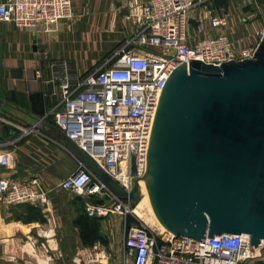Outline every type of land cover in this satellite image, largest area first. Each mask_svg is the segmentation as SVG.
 Segmentation results:
<instances>
[{
    "label": "built area",
    "instance_id": "1",
    "mask_svg": "<svg viewBox=\"0 0 264 264\" xmlns=\"http://www.w3.org/2000/svg\"><path fill=\"white\" fill-rule=\"evenodd\" d=\"M246 2L254 4L253 0ZM198 4V0H149L142 8L136 34L107 66L76 81L71 79L66 62L53 64L57 70L53 79L60 82L62 93V103L51 112L57 129L128 193L133 190L135 177L142 178L147 172L157 108L173 72L184 64L189 69L190 60L216 67L254 60L264 38L263 23L256 46L235 47L225 32L229 25V14L225 13L210 19L220 33L191 44L189 13ZM73 17V0L0 2V21L18 29H42L52 34ZM133 157L135 177L131 173ZM9 165L8 154L0 149V172ZM59 189L87 199L85 211L89 217L119 215L127 221L134 215L132 203L119 198L82 160L76 172L60 182ZM49 194L38 180L15 182L0 177V201L7 206H48ZM91 200L106 201L99 205ZM125 229L124 264L264 261V243L252 247L247 235L206 236L201 243L174 234L158 235L145 223L125 224Z\"/></svg>",
    "mask_w": 264,
    "mask_h": 264
},
{
    "label": "crops",
    "instance_id": "2",
    "mask_svg": "<svg viewBox=\"0 0 264 264\" xmlns=\"http://www.w3.org/2000/svg\"><path fill=\"white\" fill-rule=\"evenodd\" d=\"M148 1L73 0V19L52 34L0 21V99L4 102L0 107V149L10 159L0 177L15 182L38 180L50 192L48 206L10 207L0 201V264L90 261L92 247L83 245L74 225L78 198L59 189L60 182L76 172L81 158L57 132L51 115L62 103L53 64L66 62L74 81L107 66L138 31L142 8ZM198 1L189 13L191 44L220 33L210 19L225 13L229 14L225 32L235 47L258 44L257 33L264 18L256 9L262 0H253V5L246 0ZM91 51L96 52L94 59L84 54ZM125 221L119 215L101 221V233L109 241L103 246L112 252L113 264H124Z\"/></svg>",
    "mask_w": 264,
    "mask_h": 264
},
{
    "label": "water",
    "instance_id": "3",
    "mask_svg": "<svg viewBox=\"0 0 264 264\" xmlns=\"http://www.w3.org/2000/svg\"><path fill=\"white\" fill-rule=\"evenodd\" d=\"M57 132L119 198L137 204L148 180L164 230L201 243L222 234L247 235L255 248L264 243V38L254 60L221 67L190 60L189 69L173 72L142 178L132 158L130 193Z\"/></svg>",
    "mask_w": 264,
    "mask_h": 264
},
{
    "label": "rangeland",
    "instance_id": "4",
    "mask_svg": "<svg viewBox=\"0 0 264 264\" xmlns=\"http://www.w3.org/2000/svg\"><path fill=\"white\" fill-rule=\"evenodd\" d=\"M258 4H259V9H256V10L258 12H260L261 16H263V18H264V0H262V3L259 1ZM83 40L84 39H82V42H83ZM84 54H86V56L92 57V59H94L96 57V52L91 51V52H87ZM88 60H90V59H88ZM94 71L95 70H93L92 72H94ZM144 185L147 186L146 181H144ZM138 208H142L141 210H142L143 214L145 215L146 220H143L142 218H139L136 214H134L133 216H130L133 219L134 224H139V223L144 224L145 223V225L149 226V228L154 231V229L151 228L152 225H155V223H154L155 220H154V217L152 215L153 214L152 206L150 205L149 201L144 197L143 193H142V196L139 199L137 204L132 203V209L134 210L135 213H136V210ZM105 247H107V246H105ZM105 247L103 246V244H101L99 247H92L90 249L91 253L89 252L91 255L88 256V259L90 261L87 262V260H86L85 264H113L114 263L113 262V259H114L113 254H112V252H109L108 249H106ZM78 264H81V263L78 262ZM82 264H84V262H82Z\"/></svg>",
    "mask_w": 264,
    "mask_h": 264
},
{
    "label": "trees",
    "instance_id": "5",
    "mask_svg": "<svg viewBox=\"0 0 264 264\" xmlns=\"http://www.w3.org/2000/svg\"><path fill=\"white\" fill-rule=\"evenodd\" d=\"M77 209L78 216L74 221V225L79 229L82 243L85 247H93L96 243H101L108 246V239L101 233V218L89 217L85 211V200L78 197ZM18 207V206H17ZM134 224L133 219L129 216L127 219V225L130 227ZM260 264H264V261Z\"/></svg>",
    "mask_w": 264,
    "mask_h": 264
},
{
    "label": "bare ground",
    "instance_id": "6",
    "mask_svg": "<svg viewBox=\"0 0 264 264\" xmlns=\"http://www.w3.org/2000/svg\"><path fill=\"white\" fill-rule=\"evenodd\" d=\"M147 173V172H146ZM146 174H144V176H145ZM144 181H146V183H147V186L146 185H144ZM148 180H143V182H142V193H143V195H144V197L149 201V203H150V205L152 206V203H151V197H150V194H149V190H148ZM142 208H138L137 210H136V215L139 217V218H142L143 220H146L145 219V215L143 214V212H142V210H141ZM152 210H153V217H154V220H155V225H152L151 226V228H153L154 229V233H156V234H158V235H164V234H172V233H170V232H168V231H166V230H164V226L162 225V223L159 221V219L157 218V215H156V213H155V211H154V209H153V206H152ZM133 213L135 214V212H134V210H133Z\"/></svg>",
    "mask_w": 264,
    "mask_h": 264
}]
</instances>
